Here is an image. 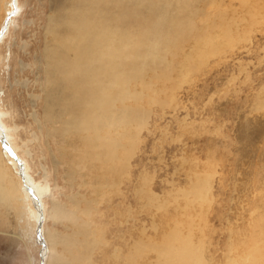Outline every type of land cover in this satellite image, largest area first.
I'll return each mask as SVG.
<instances>
[{
    "label": "rangeland",
    "instance_id": "rangeland-1",
    "mask_svg": "<svg viewBox=\"0 0 264 264\" xmlns=\"http://www.w3.org/2000/svg\"><path fill=\"white\" fill-rule=\"evenodd\" d=\"M18 1L20 16L4 47L10 53L0 70V98L23 137L31 140L34 175L47 178L55 200L66 210L56 225L47 223L65 241L74 229L69 212L79 211L68 197L71 179L49 156L44 137L35 135L40 130L31 117L41 111L34 95L43 88L41 49L49 16L63 10L67 1ZM213 1L206 7L197 2L203 15L198 33H205L208 22L215 47L223 40L214 35L230 24V40L202 55L200 50L207 48L196 51V38L187 40L184 51L194 56L190 67H183L176 80H166L162 91V83L157 85L161 102L144 101L145 126L128 130L127 141L133 145L123 202L113 198L110 205L95 198L89 205L80 203L81 210L89 211L84 220L93 234L102 233L110 250L129 252L134 262L159 264L166 253L162 243L173 242L174 230H180L190 238L191 248L200 249L205 264H264V0ZM175 62L177 69L181 62ZM198 184L202 191L196 195L193 186ZM28 231L23 217L18 219L0 202V264H39L41 247ZM81 247L70 245V252L54 253L47 264H68L61 258ZM97 251L91 264L101 263ZM112 261L110 257L101 264ZM124 262L120 264H128Z\"/></svg>",
    "mask_w": 264,
    "mask_h": 264
},
{
    "label": "bare ground",
    "instance_id": "bare-ground-1",
    "mask_svg": "<svg viewBox=\"0 0 264 264\" xmlns=\"http://www.w3.org/2000/svg\"><path fill=\"white\" fill-rule=\"evenodd\" d=\"M66 1L63 10L49 16L45 29L47 38L41 49L43 88L41 94L34 95L41 111H35L31 118L40 130L35 135L44 137L49 156L70 176L68 197L79 210L68 214L74 221L73 232L63 241L58 232L48 229L47 223L56 225L65 209L55 200L47 178L34 175L28 146L31 140L23 137L2 98L1 206L12 210L18 219L23 217L32 241L39 242L41 247L39 264H47L54 253L62 256V251L70 252V245L78 243L82 244V252L79 249L78 253L61 258L65 263L91 264L92 252L97 248L96 258L101 263L112 257L111 264H120L121 260L141 264L134 262L129 252L116 251V242L112 243L114 249L110 254L102 233L96 236L88 228L89 221L87 224L84 218L89 211L81 210L84 206L80 203L85 200L89 205L95 198L109 204L113 198L123 202L130 179L129 150L133 145L132 140L127 141L128 130L133 125H144V101L161 102L156 97L157 85L162 83V91L166 80H176L183 67H190L187 63L194 56L191 52L186 55L183 48L189 38H196V51L207 48L200 50L202 55L228 42L233 26H222V34L218 32L214 37L220 36L223 42L214 47L208 22L205 33H198L197 23L203 16L197 7L199 0ZM211 1L200 0L204 7ZM20 5L18 0H0V70L8 62L10 52L6 53L9 49L4 47L12 24L20 16ZM178 60L181 64L176 69ZM193 191L198 195L202 187L194 185ZM173 235V242L164 238L161 246L166 253L159 264H205L200 249L191 248L189 236L187 239L180 230H174Z\"/></svg>",
    "mask_w": 264,
    "mask_h": 264
}]
</instances>
